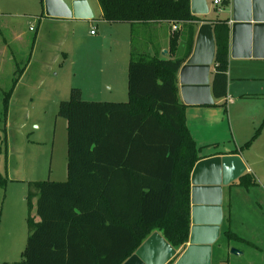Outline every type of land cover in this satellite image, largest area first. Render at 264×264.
I'll return each instance as SVG.
<instances>
[{
    "label": "trees",
    "instance_id": "trees-1",
    "mask_svg": "<svg viewBox=\"0 0 264 264\" xmlns=\"http://www.w3.org/2000/svg\"><path fill=\"white\" fill-rule=\"evenodd\" d=\"M97 3L102 20L111 24L205 22L190 13V0ZM210 23L211 94L221 100L227 94L229 28L227 20ZM193 33L182 58L175 57L174 33L170 58L161 60L138 52L132 31L126 102L85 101L79 88H71L69 99L59 103L67 177L28 183V235L21 260L13 264H123L155 231L176 250L188 242L190 175L198 149L185 125L177 74L193 49ZM238 185L256 182L245 173ZM225 236L240 240L229 230Z\"/></svg>",
    "mask_w": 264,
    "mask_h": 264
},
{
    "label": "rangeland",
    "instance_id": "rangeland-1",
    "mask_svg": "<svg viewBox=\"0 0 264 264\" xmlns=\"http://www.w3.org/2000/svg\"><path fill=\"white\" fill-rule=\"evenodd\" d=\"M63 1L70 5L75 0ZM84 1L93 21L49 19L43 15L39 0H0V264L21 260L28 235V183L66 179V120L57 115L58 105L69 99L73 85L88 76L79 64L95 56V40L89 34L93 31L98 35L102 28L97 21V0ZM220 1V5L212 3L210 7L212 13L218 10V18L224 16L220 12L225 6ZM71 32L80 34L81 42L76 38L70 46L66 34ZM142 38L134 34L135 47ZM67 47L75 49L78 61L74 64L63 52ZM89 48L91 56H83ZM261 76L264 78V73ZM231 83L237 86L235 80ZM245 85L254 86L252 91L260 93L264 81ZM261 93L258 97L241 98L231 106L234 137L227 130L222 138L230 141L226 144L228 150L237 147L244 156L250 154L264 183V90ZM82 99L102 101L86 93ZM241 135H246V140L242 141ZM255 201L258 202L254 204ZM35 203L36 199L31 198L34 216ZM232 204L235 207L229 230L243 239L228 240L220 234L216 246L225 243L220 252H225L227 246L230 253L245 249V255L239 257L242 262L264 264V194L242 193ZM219 261L214 257L211 264H220Z\"/></svg>",
    "mask_w": 264,
    "mask_h": 264
},
{
    "label": "crops",
    "instance_id": "crops-1",
    "mask_svg": "<svg viewBox=\"0 0 264 264\" xmlns=\"http://www.w3.org/2000/svg\"><path fill=\"white\" fill-rule=\"evenodd\" d=\"M227 1L224 5V13L222 18H218V10L214 13L210 11V7L213 0H206L208 5V13L206 15H193L205 22L200 21L196 25L194 22H186L177 24V30L172 31V24L167 22L161 23H151V24H111L101 18V11L99 8V24L101 25L100 34L93 33L89 34L91 38L95 40L93 42L92 50L95 56H91V49H87L83 52V56H91L94 58H89L83 60L79 65L81 66L82 73H87L88 76L79 84L73 85L71 88H79L81 91V96L84 93L90 98H100L102 101L96 100H85V101H95V102H126L128 98L127 93V67L131 52V34H137L143 38L140 40L139 45L136 50L143 53L148 58H157L161 60H167L170 58L169 54V40L170 37L177 33V49L175 52L176 58H182L185 52L186 41L188 36L192 31L193 33V44L196 36L198 27L203 23H210L216 19L227 20V25L229 28V41H228V71H227V94L226 97L221 100H215L213 98V105L203 106H187L185 105V125L186 128L198 149V162L207 158L212 157H223L237 155L241 158L242 162L246 166V172L253 175L256 185L244 188L240 185L239 179L230 184V188H225L223 193L222 211H223V221L220 228V234H224L229 230V223L231 220V214L234 212V205L232 203L236 202L237 198H240L242 193L245 195H251L256 192L264 194V183L259 178H261V171L256 168L255 162L250 154L245 156L240 153L237 147L234 150H228L226 144H230V141L226 142L223 140L222 136L225 135L227 130H230L232 137H234L233 129L231 125V106H233L241 98L258 97L262 95L264 88L260 93L252 91L254 86L245 85L246 83H255V81L262 82L264 78L261 74L264 73V59H237L230 56V13L232 0ZM41 6H43V0H39ZM44 15V13H43ZM56 19V18H49ZM72 21H93V17L90 20H78V19H67ZM211 24V23H210ZM103 25L105 26L103 28ZM120 25V26H119ZM185 26V29H184ZM70 41L80 38L81 35H75L74 32L66 34ZM149 35V36H148ZM147 38V39H144ZM81 46L83 44L81 43ZM97 49V51H96ZM75 49L70 47L64 49L63 52L71 60V64L78 61L77 55H75ZM192 52V51H191ZM81 55V58H82ZM80 57V55H79ZM81 60V59H80ZM214 64L211 65L209 70V84L211 87V82L214 74ZM235 80L237 86H232L231 81ZM178 83V74H177ZM71 88L69 90H71ZM178 97L181 103L179 84H178ZM108 100H125V101H108ZM228 112H227V106ZM263 110V108H262ZM262 112V111H261ZM256 132V131H255ZM246 135H241V140H246ZM237 143L235 142L236 146ZM238 149V150H237ZM66 170V168H65ZM244 173V174H245ZM243 174V175H244ZM67 177L65 171V178ZM66 180V179H65ZM64 180V181H65ZM191 187V186H190ZM258 201L253 202L256 204ZM227 228V229H226ZM238 238H242L237 234L233 233ZM219 234V236H220ZM219 238V237H218ZM243 239V238H242ZM218 242V239L216 240ZM244 241V240H243ZM212 245L210 264L212 259L216 257L217 260L222 262H227L229 264H251L245 263L240 260V256H244L246 251L240 249V253L232 254L228 252L229 247L225 252H220L225 249V243ZM187 243L177 249V252L181 253Z\"/></svg>",
    "mask_w": 264,
    "mask_h": 264
},
{
    "label": "water",
    "instance_id": "water-1",
    "mask_svg": "<svg viewBox=\"0 0 264 264\" xmlns=\"http://www.w3.org/2000/svg\"><path fill=\"white\" fill-rule=\"evenodd\" d=\"M43 12L45 17L56 19L93 17L84 0H75L70 5L63 0H43ZM190 13L206 15V0H190ZM230 18V56L264 59V0H232ZM214 54L212 25L203 23L197 29L190 56L178 71L184 105H213L208 76ZM245 172L246 166L237 155L197 162L190 175V229L185 249L177 252L161 232L155 231L123 264H210L211 248L223 221L224 189H229Z\"/></svg>",
    "mask_w": 264,
    "mask_h": 264
},
{
    "label": "built area",
    "instance_id": "built-area-1",
    "mask_svg": "<svg viewBox=\"0 0 264 264\" xmlns=\"http://www.w3.org/2000/svg\"><path fill=\"white\" fill-rule=\"evenodd\" d=\"M220 3H221L220 0H213V4H214L215 6L220 5ZM171 29H172V31H176V30L178 29V28H177V24H173ZM91 34H93V31H91Z\"/></svg>",
    "mask_w": 264,
    "mask_h": 264
}]
</instances>
